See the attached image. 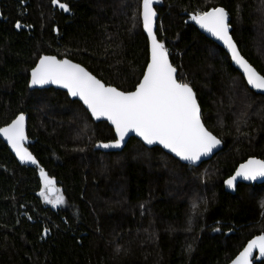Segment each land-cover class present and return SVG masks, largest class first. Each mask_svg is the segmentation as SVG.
Returning a JSON list of instances; mask_svg holds the SVG:
<instances>
[{"label":"trees","instance_id":"trees-1","mask_svg":"<svg viewBox=\"0 0 264 264\" xmlns=\"http://www.w3.org/2000/svg\"><path fill=\"white\" fill-rule=\"evenodd\" d=\"M58 1L69 10L51 0H0V127L28 114L27 148L39 164L22 163L0 139V264H228L264 234V182L239 183L233 193L223 184L246 159H264V95L190 17L223 7L239 51L264 75V0L154 5L155 34L177 79L193 88L203 123L223 142L198 166L134 137L118 152L95 149L114 138L106 122L64 91L29 88L42 54L121 90H133L147 64L142 0ZM40 168L63 204L40 195Z\"/></svg>","mask_w":264,"mask_h":264},{"label":"snow or ice","instance_id":"snow-or-ice-1","mask_svg":"<svg viewBox=\"0 0 264 264\" xmlns=\"http://www.w3.org/2000/svg\"><path fill=\"white\" fill-rule=\"evenodd\" d=\"M158 0H142L140 17L144 31L151 42L150 59L143 71L142 78L133 90H121L105 84L80 64L69 59L42 55L39 62L31 69L30 86L57 84L67 89L68 94L79 97L87 110L97 119L106 117L115 127L114 142L100 143L98 147H119L129 131L151 145L159 142L164 148L175 153L184 161L195 163L213 152L222 141L204 125L201 110L192 87L177 79V69L169 61V53L164 42L159 40L154 31L157 17L154 5ZM53 5L58 0H51ZM64 11L69 10L66 3H60ZM212 36L223 42L231 59L242 69L247 83L255 89L264 90V75L240 54L230 35L229 14L223 7H213L208 11H198L190 17ZM16 28H21L20 21ZM25 114L19 113L7 126L0 127V135L11 145L22 163L38 165L36 157L24 147ZM238 177L255 180L264 177V159L249 158L240 164L235 175L224 183L234 187ZM40 178L45 187L40 195L53 206L64 203L63 196L55 201L46 196V191H55L53 180L40 168ZM196 205H193L195 209ZM47 233V229L44 230ZM258 249L264 257V234L249 240L247 246L235 257L232 264H252L253 250ZM191 251V246H189Z\"/></svg>","mask_w":264,"mask_h":264},{"label":"water","instance_id":"water-1","mask_svg":"<svg viewBox=\"0 0 264 264\" xmlns=\"http://www.w3.org/2000/svg\"><path fill=\"white\" fill-rule=\"evenodd\" d=\"M141 3H142V1H141ZM59 4H60V2L58 1V3L56 4V5H53L52 4V6L53 7H58V8H60L59 7ZM217 7H221V6H217ZM61 9V8H60ZM142 9H141V7H140V11H141ZM156 11V10H155ZM208 11V10H207ZM157 18H158V13H157V17H156V21H157ZM140 19H141V26H142V30H143V32H144V34H145V36H146V38H147V40H148V60L150 59V46H151V42H150V40L148 39V36H147V32L146 31H144V29H143V25H142V18L140 17ZM156 21H155V25H154V31H156V27H157V25H156ZM193 21V20H192ZM193 24L198 28V30L204 35V36H206L208 39H210L211 41H213L214 43H216L219 47H221L225 52H226V54L228 55V57H229V59H230V63H231V65L241 74V76L243 77V79H244V81H245V83H246V85H247V87L250 89V90H252V91H254V92H256V93H258V94H262V95H264V90H258V89H255V88H253L252 86H250L248 83H247V80H246V78L244 77V75H243V71H242V69H240V67L231 59V54L228 52V50L226 49V47L223 45V42L222 41H220V40H218L216 37H214V36H212V34L211 33H209L208 31H206L205 29H203V28H201L200 27V25L199 24H197L195 21H193ZM230 35H231V33H230ZM232 36V35H231ZM233 38V37H232ZM234 40V39H233ZM235 42V41H234ZM236 43V42H235ZM237 45V44H236ZM238 48V47H237ZM238 51H239V49H238ZM240 52V51H239ZM169 53V52H168ZM240 54H241V52H240ZM42 55H49V56H56V55H53V54H42ZM41 55V56H42ZM242 55V54H241ZM243 56V55H242ZM57 57V56H56ZM244 57V56H243ZM40 58V57H39ZM39 58L37 59V61H36V63H35V65L32 67V68H34L35 66H36V64L39 62ZM58 59H68V58H59V57H57ZM245 58V57H244ZM246 59V58H245ZM70 60V59H69ZM247 60V59H246ZM72 61V60H71ZM169 61H170V63H172L171 62V60H170V56H169ZM248 61V60H247ZM73 63H77V62H74V61H72ZM148 62V61H147ZM249 62V61H248ZM250 63V62H249ZM77 64H79V63H77ZM251 64V63H250ZM81 65V64H80ZM173 65V64H172ZM252 65V64H251ZM82 67H84L83 65H81ZM146 66H147V64H146ZM146 66H145V68H146ZM174 66V65H173ZM253 66V65H252ZM175 67V66H174ZM254 67V66H253ZM31 68V69H32ZM85 68V67H84ZM145 68H144V70H145ZM176 68V67H175ZM255 68V67H254ZM31 69H30V71H29V80H28V86H29V88L30 89H49V88H53V89H57V90H61V91H64L66 94H67V96H68V98L69 99H71V100H77L78 102H80L81 103V105L85 108V110L88 112V114L90 115V117H91V119L94 121V122H106L111 128H112V130H113V134H114V138L113 139H111V140H108V141H104V142H102V143H110V142H114L118 137L116 136V132H115V127L111 124V122L109 121V120H107V118L106 117H100L99 119H97V118H95V117H93L92 115H91V112L89 111V110H87V106L86 105H84L83 104V101H81L80 99H79V97H73V96H71V95H69L68 94V91H67V89H65L64 87H62V86H60V85H57V84H52V83H49V84H45V85H37V86H30L29 85V82H30V80H31ZM86 69V68H85ZM256 69V68H255ZM87 70V69H86ZM89 71V70H88ZM90 72V71H89ZM259 73V72H258ZM261 74V73H260ZM94 75V74H93ZM262 75V74H261ZM141 78H142V76H141ZM140 78V79H141ZM99 79V78H98ZM103 82V81H102ZM106 84V83H105ZM113 86V85H112ZM193 89V88H192ZM194 91V90H193ZM195 93V92H194ZM195 96H196V94H195ZM196 99H197V97H196ZM197 102H198V100H197ZM198 105H199V102H198ZM199 107H200V105H199ZM200 110H201V107H200ZM25 114V117H26V119H25V134H26V136H27V121H28V114H26V113H24ZM18 115V114H17ZM16 115V116H17ZM15 116V117H16ZM15 117L13 118V119H15ZM12 119V120H13ZM202 119V118H201ZM11 120V121H12ZM11 121L9 122V123H11ZM202 122H203V120H202ZM8 123V124H9ZM8 124H6V125H4V126H2V127H5V126H7ZM205 125V124H204ZM210 131V130H209ZM215 135V134H214ZM132 137H134V138H136V139H138L140 142H142V144L145 146V147H147V148H152V147H159L161 150H163L165 153H167V154H169V155H171V156H173L175 159H177L178 161H180L182 164H185V165H192V166H198L199 164H201L202 162H204V161H208V160H210L215 154H217L221 149H222V147H223V142L221 143V145H219L216 149H214L213 150V152L212 153H210L209 155H207V156H202L201 157V160L200 161H197V162H195V163H192V162H189V161H184V160H182V159H180L179 157H177L176 155H175V153H172L169 149H166V148H164L163 147V145H161V144H159V142H154L153 144H151V145H149V144H147L144 140H143V138L142 137H140V136H138L134 131H129L127 134H126V136H125V138H124V140H122L121 141V145L119 146V147H112V148H107V149H105V148H102V147H98V146H96L95 147V149H99V150H101V151H103V152H118V151H121L125 146H126V144H127V142L129 141V139L130 138H132ZM218 139H220L219 137H217ZM0 139L6 144V146L8 147V149L12 152V154L16 157V159H18L19 160V158L16 156V154H15V152H14V150L12 149V147H11V145H9L8 143H7V141H6V139L3 137V135H0ZM221 140V139H220ZM222 141V140H221ZM29 143V139H28V136H27V140L24 142V147H26L27 148V144ZM250 158H256V159H260V158H257V157H250ZM249 159V158H248ZM248 159H246L245 161H243L242 163H245ZM242 163H240V164H242ZM26 164H31V163H26ZM240 164L236 167V169L240 166ZM36 166H39V164L38 165H36ZM236 169H235V171L233 172V174L231 175V176H233V175H235V172H236ZM231 176H229V177H231ZM228 177V178H229ZM228 178H226L224 181H226ZM264 182V177H257L255 180H244L242 177H238L237 178V181L235 182V185H234V187H229V186H227L224 182H223V184H224V187H225V189H226V191H228V192H231V193H233V192H235V190H236V188H237V185L239 184V183H243V184H247V185H249V184H262ZM53 187H54V189H55V191H51V192H47L46 191V194L47 195H49V196H53L55 193H56V187L53 185ZM257 236V235H256ZM255 237V236H254ZM254 237H252L251 239H253ZM251 239H249V240H251ZM248 240V241H249ZM248 241H247V243H248ZM247 243L243 246V248L245 247V246H247ZM243 248L238 252V254L237 255H239V253L243 250ZM236 255V256H237ZM235 256V257H236ZM235 257L233 258V259H231L229 262H228V264H232V261L235 259ZM255 258V260L256 261H261V260H264V257H261L260 256V253H259V250L258 249H254L253 250V256H252V264H253V259Z\"/></svg>","mask_w":264,"mask_h":264},{"label":"rangeland","instance_id":"rangeland-1","mask_svg":"<svg viewBox=\"0 0 264 264\" xmlns=\"http://www.w3.org/2000/svg\"><path fill=\"white\" fill-rule=\"evenodd\" d=\"M46 196H48V198L51 199L52 201H55V200L57 199V198H54V196H49V195H47V194H46ZM52 197H53V198H52ZM55 197H56V196H55ZM45 201H46V199H45ZM46 202H47V201H46ZM47 203H48V202H47ZM51 204H52V203H51Z\"/></svg>","mask_w":264,"mask_h":264}]
</instances>
